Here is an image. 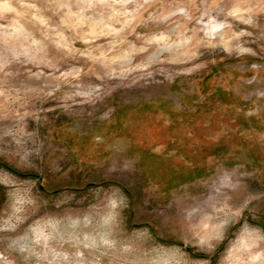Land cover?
I'll list each match as a JSON object with an SVG mask.
<instances>
[{
    "label": "rangeland",
    "instance_id": "rangeland-1",
    "mask_svg": "<svg viewBox=\"0 0 264 264\" xmlns=\"http://www.w3.org/2000/svg\"><path fill=\"white\" fill-rule=\"evenodd\" d=\"M0 264H264V0H0Z\"/></svg>",
    "mask_w": 264,
    "mask_h": 264
},
{
    "label": "water",
    "instance_id": "water-1",
    "mask_svg": "<svg viewBox=\"0 0 264 264\" xmlns=\"http://www.w3.org/2000/svg\"><path fill=\"white\" fill-rule=\"evenodd\" d=\"M39 187H40V188H43L42 185H39ZM185 249H186L187 251L190 250V248H189L188 246H185Z\"/></svg>",
    "mask_w": 264,
    "mask_h": 264
}]
</instances>
